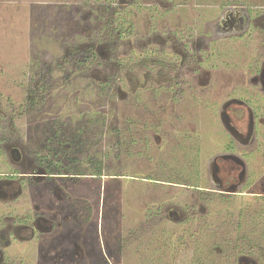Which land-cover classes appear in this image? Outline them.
Here are the masks:
<instances>
[{
  "label": "rangeland",
  "instance_id": "374dc122",
  "mask_svg": "<svg viewBox=\"0 0 264 264\" xmlns=\"http://www.w3.org/2000/svg\"><path fill=\"white\" fill-rule=\"evenodd\" d=\"M222 2L0 0V93L8 111L26 108L6 120L10 141L21 145L19 162L6 145V173L32 168L31 144L45 153L55 142L64 157L66 134L44 132L73 120L88 126L84 139L71 141V162L91 173L100 161L105 171L99 179L59 178L53 240L5 246L1 264L213 263L200 260L201 248L213 244L221 264H230L229 249L243 236L238 208L264 231V92L253 78L264 19H253L246 33L217 35ZM233 98L250 100L257 113L247 144L222 121ZM227 148L242 164H231L232 178L219 186L211 167ZM28 194L6 207L18 214L35 206ZM73 202L86 214L80 231L61 213ZM65 230L59 245L56 232ZM240 258L264 264V255L258 263Z\"/></svg>",
  "mask_w": 264,
  "mask_h": 264
},
{
  "label": "flooded vegetation",
  "instance_id": "af4514ba",
  "mask_svg": "<svg viewBox=\"0 0 264 264\" xmlns=\"http://www.w3.org/2000/svg\"><path fill=\"white\" fill-rule=\"evenodd\" d=\"M248 1L249 0H223V5H221V16L214 27L215 31L218 32L217 35L224 37L246 33L253 19H264V4L254 6V4L247 3ZM255 68L257 73L254 74L253 78L257 79L259 87L264 92V52L262 53V61H260L259 65ZM27 99L31 100L30 98ZM248 101L250 102V100L247 99L240 100L238 98H233L224 106L227 111L229 123L233 127V133L227 129L229 134L238 142H243L245 144L249 143L252 139L254 120L257 114L255 110H253V104H250ZM22 108L23 106H20L15 110L12 108L8 111L6 109V98L0 93V264L6 257V252H4L5 246H10L17 242L23 243L31 239L35 240L36 243H42L45 242V240H53L51 233L54 227L50 221L52 217L54 218L57 216L58 212V209L55 208L54 205L60 201V199L57 198L58 194L56 192V190H58L60 194L59 178L77 179L86 177L84 174H60L58 172L59 155L53 156V152L50 153V151L43 153L37 149V147H33L32 144L28 145V148L24 147L27 148V152H32L33 154L34 159L30 160L33 165L31 166L32 168L19 172L6 173V145H8L9 148L10 158L14 160V162H19L21 156V145L19 147L14 140L11 139L12 141H10L9 133H6V131L10 129V127H6V120L7 118L12 119L14 111H17L15 112L17 117L23 116L26 113V108ZM24 140L25 139H22L21 142ZM231 151L230 148H227L225 154L221 155L222 159H220V162L217 156L216 163L211 167L212 180L213 182H218L219 186L225 185V180H230L232 178V173L235 170L234 167L237 168L239 164H242L241 160L234 156ZM15 155L18 157H15ZM236 161L239 162V164ZM223 162L227 163L224 164ZM233 163L235 165L231 167ZM22 186L26 189H22ZM44 189H46L47 193L44 192ZM67 190L68 191H63L64 198H69L71 193L69 189ZM28 192L30 196H34L35 206H27V210H20L18 214L10 207H6V203L13 201L14 198L23 197L24 195L29 196ZM232 192L234 191L227 190V192L223 193L229 194ZM44 198H47L48 203L46 209H43L42 199ZM76 200L78 199H75L74 202ZM84 201L85 200H83V202ZM74 202L71 205L65 204L66 207L61 206V213L67 218V222L71 225L72 231H75L74 228H76L77 225L80 226V231L87 223L85 221L86 214L85 211H83V205L75 206ZM69 231L70 230H65L62 233L56 232V237L54 239L59 245L64 243L62 238H58L59 235L63 236L61 234L65 232L69 234ZM49 234H51V236H49ZM55 250L57 251V249ZM38 261L39 264H51L46 260H39V258Z\"/></svg>",
  "mask_w": 264,
  "mask_h": 264
},
{
  "label": "trees",
  "instance_id": "16d2710c",
  "mask_svg": "<svg viewBox=\"0 0 264 264\" xmlns=\"http://www.w3.org/2000/svg\"><path fill=\"white\" fill-rule=\"evenodd\" d=\"M84 117V116H83ZM85 118V117H84ZM83 119V118H82ZM90 120L89 125H95L97 121H93L92 118H88V121ZM78 121V120H77ZM78 122H76L75 120L72 121V125H68V123L65 126H59V122H55L54 125L57 126L55 127V129L53 130H49L46 129L44 134L48 139H52L53 135L55 137L56 134H58L59 132H64V134H66L65 136V140L64 143H61L62 145L64 144V146H66L67 148L65 150H63L64 153V157L62 156V158H59L58 160V164H59V170L58 172L60 174H84V175H88L91 176V178H102L103 176V172L104 169L101 167V162L97 161V168L96 170L94 169L93 172H89V173H85L83 170H80L78 168V166L74 165L71 162V156L69 155V151L72 149L71 147V141L77 139L79 136H81V139H84L82 137L83 134L87 133V126L84 129L85 124L81 121L80 124H77ZM94 127V126H92ZM52 128V127H51ZM84 129V131H83ZM79 134V135H78ZM50 145L47 147L48 151L53 152V156L55 155H59V148L54 146L55 142L50 141ZM56 148V149H55ZM56 152V153H55ZM105 172V171H104ZM86 175V176H87ZM168 182V181H167ZM171 182V181H170ZM179 183V182H176ZM261 210V209H260ZM246 211L245 208H242L239 210L238 208V220L234 221L235 223H237V228L240 229L241 232H243L240 236L242 239H244V241H242L241 238H238L240 241L235 243V247H232L230 250L231 252V256H233L232 261L230 264H242V259L240 258V256L244 257H251V259H253L255 262L258 261V257L259 255H264V252L261 251V253L259 254L257 251L259 248H262L261 245V241H264V231L262 232V230H257V227L254 226L255 225V221H251L252 219H254L253 217L250 219V221H246L244 212ZM263 215L264 217V207L262 208V210L259 212L258 217L260 215ZM232 216L230 215V218ZM260 218V217H259ZM242 219V220H241ZM264 221V218H263ZM254 230H256L259 234H257V236H254ZM211 235V233H210ZM252 235V236H249ZM259 238V239H258ZM257 239V240H256ZM217 244V242L215 243ZM209 249L208 251H205L203 248H206V246L204 245V247L201 248L202 253H200V260L201 259H212L213 263L216 264H221V259L218 258V256L216 254H214L213 249H215L216 245H210L208 246ZM254 257V258H253ZM218 260V261H217ZM212 262H204L201 264H213ZM258 263V262H257Z\"/></svg>",
  "mask_w": 264,
  "mask_h": 264
},
{
  "label": "water",
  "instance_id": "95a60500",
  "mask_svg": "<svg viewBox=\"0 0 264 264\" xmlns=\"http://www.w3.org/2000/svg\"><path fill=\"white\" fill-rule=\"evenodd\" d=\"M222 121L224 123V125L226 126V128L233 133V127L231 126V124L229 123V120L227 118V115L224 114V112H222Z\"/></svg>",
  "mask_w": 264,
  "mask_h": 264
}]
</instances>
